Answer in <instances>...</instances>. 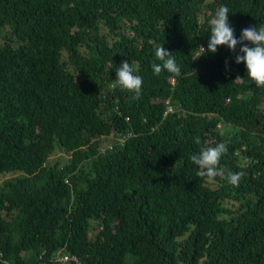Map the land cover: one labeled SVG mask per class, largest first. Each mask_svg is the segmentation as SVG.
Returning <instances> with one entry per match:
<instances>
[{
  "label": "trees",
  "instance_id": "obj_1",
  "mask_svg": "<svg viewBox=\"0 0 264 264\" xmlns=\"http://www.w3.org/2000/svg\"><path fill=\"white\" fill-rule=\"evenodd\" d=\"M221 5L264 25V0H0V264H264V87L200 47ZM219 143L238 186L197 175Z\"/></svg>",
  "mask_w": 264,
  "mask_h": 264
},
{
  "label": "clouds",
  "instance_id": "obj_2",
  "mask_svg": "<svg viewBox=\"0 0 264 264\" xmlns=\"http://www.w3.org/2000/svg\"><path fill=\"white\" fill-rule=\"evenodd\" d=\"M229 8L226 5H221L214 16L210 19L211 35L207 50L200 46L206 53L215 54L218 47L226 46L235 55L236 64H244L247 69V76L253 80L257 86L264 87V25L256 27H248L242 30L240 38L237 39L234 28L229 23ZM251 45V46H249ZM155 56L160 63H153L152 68L156 75L163 71L173 74L172 78L181 75V68L176 63L175 57L168 52L163 46L155 50ZM228 62L226 61V69ZM117 78L114 80L116 84L123 89L140 94L143 85V78L137 74L136 68L127 60L122 62L121 66L116 71ZM242 79L237 77L235 81ZM196 144H200V138L195 139ZM227 145L219 143L214 147H202L200 152L191 156V160L199 167L197 175L214 179L217 176L228 180L232 185L238 186L242 178V173L228 172L225 175V170L220 168V161L227 152ZM6 264V262H5Z\"/></svg>",
  "mask_w": 264,
  "mask_h": 264
},
{
  "label": "rangeland",
  "instance_id": "obj_3",
  "mask_svg": "<svg viewBox=\"0 0 264 264\" xmlns=\"http://www.w3.org/2000/svg\"><path fill=\"white\" fill-rule=\"evenodd\" d=\"M57 159V160H65L66 159V156L63 155L61 152L59 151H56L52 156H51V159ZM8 178H12V175L11 173H5V174H1L0 173V184L3 183V181L7 180Z\"/></svg>",
  "mask_w": 264,
  "mask_h": 264
},
{
  "label": "built area",
  "instance_id": "obj_4",
  "mask_svg": "<svg viewBox=\"0 0 264 264\" xmlns=\"http://www.w3.org/2000/svg\"><path fill=\"white\" fill-rule=\"evenodd\" d=\"M165 104L167 106V111H170V107H169V104H168V101H165ZM0 256H1V253H0ZM54 261H60V262H68V261H76L75 258L73 257H68L67 255H61L60 257H58V255L55 257Z\"/></svg>",
  "mask_w": 264,
  "mask_h": 264
}]
</instances>
